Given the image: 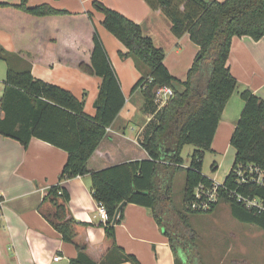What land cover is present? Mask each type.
I'll return each mask as SVG.
<instances>
[{"label":"trees","instance_id":"16d2710c","mask_svg":"<svg viewBox=\"0 0 264 264\" xmlns=\"http://www.w3.org/2000/svg\"><path fill=\"white\" fill-rule=\"evenodd\" d=\"M145 1L151 8L162 10L175 36L186 33L199 47L186 78L179 80L164 64L163 50L143 33L140 24L100 1H93V6L103 14L102 25L127 48L121 56L131 57L140 71L131 92L139 90L143 97L142 111L150 117L139 140L147 158L98 170L87 168V161L126 100L117 73L92 23L91 13L76 14L45 2L28 5L27 0L17 3L0 1V8L14 9L38 18L72 17L78 28L89 33V44L81 42V47L85 46L81 52L86 57L78 60L77 67L101 79L94 100L95 113H86L83 100L72 91L35 78L28 64L19 65L27 59L0 45V59L7 64L0 95V134L18 140L23 146H27L32 137L39 138L67 152L59 183L52 185L44 196L54 206V210L44 216L64 240L73 241V225L77 221L68 214L69 193L60 183L88 174L92 196L107 211L108 218L101 223L109 238H114V225L122 218L121 203L141 204L151 209L155 220L164 228L175 254V264H197L182 257L190 248L194 231L188 214L172 206L173 178L179 170L184 171L186 211L201 212L189 208L188 203L198 184L210 186L213 181L201 169L205 151H211L222 109L236 85L227 63L231 39L249 35L258 40L264 36V0ZM160 86H170L173 96L158 108L153 99L155 89ZM241 96L244 107L230 138L235 149L233 164L223 180L218 202L205 212L213 211L220 201H224L236 219L254 223L264 231V210L249 209L227 193L230 189L236 190L264 203V180L261 183L235 182L234 172L241 164L254 163L264 169V100L248 89ZM187 144L195 149L188 166H184L181 150ZM216 169L217 163L213 161L211 171ZM173 212L175 220L171 216ZM77 247L78 254L71 263L97 264L86 255L83 244H77ZM179 248L183 250L179 251ZM123 257L139 264L131 254L124 253Z\"/></svg>","mask_w":264,"mask_h":264},{"label":"crops","instance_id":"0c3cea01","mask_svg":"<svg viewBox=\"0 0 264 264\" xmlns=\"http://www.w3.org/2000/svg\"><path fill=\"white\" fill-rule=\"evenodd\" d=\"M93 1L27 0L28 5L45 2L76 14L90 12L117 73L126 101L87 161L91 171L148 157L139 144L144 128L141 109L137 107L141 94L138 89L131 92L140 71L131 57L121 56L127 48L102 25L103 14L93 6ZM97 1L140 24L143 33L163 50L169 72L179 80L186 78L199 47L186 33L175 36L160 8H151L145 0ZM82 41L89 44V33L78 28L72 17L38 18L0 8V45L27 59L19 65L28 64L35 78L72 91L83 100L84 111L93 115L101 79L77 67L78 60L86 57L81 52L85 47H81ZM227 63L236 85L222 109L211 142L210 153L217 169L204 174L218 182H223L233 164L235 149L230 138L244 107L242 92L251 90L264 100V36L258 40L249 35L233 36ZM5 67L6 74V62ZM133 99L136 101L132 103ZM66 159L64 149L42 139L32 137L23 146L18 140L0 134V264H73L71 259L78 254L77 244H83L86 255L97 264H134L123 257L124 253L135 256L139 264H175V254L164 228L147 206L125 202L121 206L122 218L114 225V238L107 236L98 216V202L90 191L88 174L60 183L69 193L68 214L77 221L73 225V241L64 240L44 216L54 210L44 196L52 185L59 183ZM57 255L60 257L55 260ZM249 263L248 259L236 258L232 264Z\"/></svg>","mask_w":264,"mask_h":264},{"label":"rangeland","instance_id":"374dc122","mask_svg":"<svg viewBox=\"0 0 264 264\" xmlns=\"http://www.w3.org/2000/svg\"><path fill=\"white\" fill-rule=\"evenodd\" d=\"M5 68V62L0 60V95L3 90L2 78L5 76ZM177 87L180 88L178 85ZM135 101L133 99L132 103ZM139 102L137 107L141 109L140 117L145 126L149 116L142 111V95ZM194 149L191 144L183 146L181 150L183 165H188ZM213 161L214 156L210 151H205L201 169L203 174L212 172ZM183 184L184 171L181 169L173 178L170 196L173 208L188 214L190 226L194 231L190 248L186 249L184 257L197 264H232L236 258L248 259L249 264H264V231L258 225L236 219L224 201H220L214 211L188 213L183 202ZM174 212L171 213L173 220L176 218ZM180 250L183 249L179 248Z\"/></svg>","mask_w":264,"mask_h":264},{"label":"built area","instance_id":"2783aa9c","mask_svg":"<svg viewBox=\"0 0 264 264\" xmlns=\"http://www.w3.org/2000/svg\"><path fill=\"white\" fill-rule=\"evenodd\" d=\"M173 96V89L170 86H160L155 89L154 102L157 107L164 105ZM236 184H244L249 182L261 183L264 180V169L254 163L241 164L235 169ZM222 183L213 180L210 186L198 184L193 192V197L190 199L189 208L201 212L209 210L213 204L217 203L220 198V189ZM229 196L235 197L238 201H242L249 209L257 211L264 210V203L258 198H250L238 193L236 190H228ZM98 216L100 221L105 222L108 218L107 211L102 203L97 204ZM59 255L55 256V260L59 259Z\"/></svg>","mask_w":264,"mask_h":264},{"label":"water","instance_id":"95a60500","mask_svg":"<svg viewBox=\"0 0 264 264\" xmlns=\"http://www.w3.org/2000/svg\"><path fill=\"white\" fill-rule=\"evenodd\" d=\"M124 203H125V201H124V202H122L120 206H122Z\"/></svg>","mask_w":264,"mask_h":264}]
</instances>
